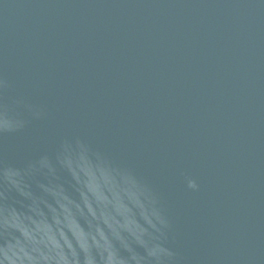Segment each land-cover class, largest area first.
Listing matches in <instances>:
<instances>
[{
	"label": "water",
	"instance_id": "1",
	"mask_svg": "<svg viewBox=\"0 0 264 264\" xmlns=\"http://www.w3.org/2000/svg\"><path fill=\"white\" fill-rule=\"evenodd\" d=\"M0 264H264V0H0Z\"/></svg>",
	"mask_w": 264,
	"mask_h": 264
},
{
	"label": "clouds",
	"instance_id": "2",
	"mask_svg": "<svg viewBox=\"0 0 264 264\" xmlns=\"http://www.w3.org/2000/svg\"><path fill=\"white\" fill-rule=\"evenodd\" d=\"M190 186H194V185H191V184H190Z\"/></svg>",
	"mask_w": 264,
	"mask_h": 264
}]
</instances>
